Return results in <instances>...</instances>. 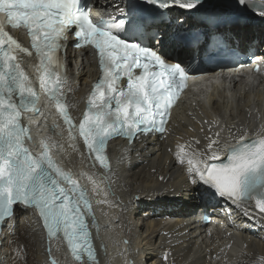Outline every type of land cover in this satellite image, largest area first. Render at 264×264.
<instances>
[{"label":"snow or ice","instance_id":"obj_1","mask_svg":"<svg viewBox=\"0 0 264 264\" xmlns=\"http://www.w3.org/2000/svg\"><path fill=\"white\" fill-rule=\"evenodd\" d=\"M235 4L249 6L248 0H235ZM143 5L187 10L204 6L203 0H143ZM252 7H264V0ZM0 14L6 16L8 25L28 29L32 49L40 60L39 86L56 101L70 128L73 122L61 91L67 84V73L59 53L70 30L77 38V47L92 45L97 50L102 78L95 84L88 110L79 124V135L89 153L95 154L105 168L109 164L104 150L113 135L132 138L137 132H149L156 126L157 118L158 130L165 131L170 106L184 86L187 69L178 63H166L153 48L130 42L115 31L124 30L126 23L129 31L136 27L134 6L126 19L115 24L104 20L94 23L89 10L80 7V0H0ZM219 15L215 9L208 10L210 21H217ZM260 16L264 17V11ZM32 55L0 24V222L11 218L19 204L34 207L49 236L62 233L78 259L83 250L95 261L85 221V214L91 212L85 191L52 158L46 141L42 142L39 155L34 156L25 147L31 136L29 128L21 123L23 114L40 112L36 107L39 94L24 70ZM135 69H141V74L137 75ZM124 77L127 83L121 85ZM227 160V164H209L189 159V172L197 177L191 183L207 186L199 193L201 196L227 197L236 203L254 199L264 212V138L229 149ZM65 183L70 187L63 186Z\"/></svg>","mask_w":264,"mask_h":264},{"label":"bare ground","instance_id":"obj_2","mask_svg":"<svg viewBox=\"0 0 264 264\" xmlns=\"http://www.w3.org/2000/svg\"><path fill=\"white\" fill-rule=\"evenodd\" d=\"M86 66L76 68L77 82L71 84L68 100L74 113L84 109L87 89L97 76ZM241 86L229 85L220 93L192 91L162 143L142 138L127 145L115 140L109 171L91 165L81 144L66 131L54 135L65 163L89 179L100 214L110 220L106 226L104 220L99 222L96 237L102 257L97 264H264V215L247 205L225 218L230 227L211 239L188 218L165 225L161 218H148L163 201L192 202L185 196L195 191L189 159L205 162L264 128V87H249L245 93ZM3 238L2 264H72L65 246L48 238L32 209L18 205Z\"/></svg>","mask_w":264,"mask_h":264}]
</instances>
